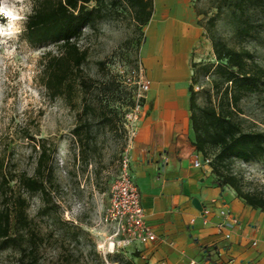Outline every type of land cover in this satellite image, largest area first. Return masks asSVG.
<instances>
[{"label": "rangeland", "instance_id": "1", "mask_svg": "<svg viewBox=\"0 0 264 264\" xmlns=\"http://www.w3.org/2000/svg\"><path fill=\"white\" fill-rule=\"evenodd\" d=\"M173 1L187 3L194 27L204 25L216 14L213 7L216 2L211 0ZM14 3V15L19 19L13 23L11 36H0V172L6 181L5 184L0 179V211L7 209L12 216L18 198L24 199L30 224L19 229L14 218L11 219L10 237L17 238L18 245L0 250V264H123L126 259L121 254H102L98 244L103 237L101 218L107 192L127 144V128L135 114L138 127L143 113L147 117L153 110L154 99L163 91L155 87V75L160 82L170 81L178 87L183 79H165L166 67L148 66L142 54L146 42L143 29L141 33L136 28L130 9L119 5L106 9L103 19L83 30L78 41L79 47L87 51L83 71L93 82L84 100L77 97L69 105L63 97L49 95L41 83L44 54L57 53V47H32L23 38L24 22L32 11L33 0ZM5 22L0 15V23ZM251 23L249 35L240 37L237 29L241 22L224 10L217 15L214 32L227 45L249 51L264 68V8L252 11ZM198 27L201 37L194 45L189 63L215 64L205 30ZM139 65L151 85L136 110L137 85L133 82L139 80L135 72ZM195 76L197 105L215 104L225 84L214 88L213 80L221 82L214 72H199ZM85 104L94 106L96 113L84 115ZM85 118L91 122L90 135L79 140L72 130ZM104 118L110 120L109 125ZM233 119L243 131L264 132V81L256 91L241 98ZM188 130L192 133L189 114ZM178 138L184 141L186 147L180 141L181 153L185 155L187 148L185 158L190 163L201 157L189 146L190 134L180 133ZM41 140H47L55 148L51 159L53 185H47V196L28 193L17 182L22 174H34L37 144ZM215 153L214 149L207 150L211 163L198 173L211 177L216 184L211 172ZM175 154L178 158L176 149ZM226 164L228 170H221L234 175L243 191L264 193V159L249 163L231 159ZM137 181L144 193L145 179L140 176Z\"/></svg>", "mask_w": 264, "mask_h": 264}, {"label": "crops", "instance_id": "2", "mask_svg": "<svg viewBox=\"0 0 264 264\" xmlns=\"http://www.w3.org/2000/svg\"><path fill=\"white\" fill-rule=\"evenodd\" d=\"M152 1V15L143 27L146 42L142 54L149 67H166L165 79L182 78L183 82L178 87L154 76L155 87L163 91L154 99L150 115L143 113L139 118L130 149L131 172L142 207L160 240L126 249L121 255L133 264H264V212L244 205L234 191L219 188L211 177L198 173L202 168H194L185 158L187 148L185 155L181 153L180 141L186 146L178 138L180 133L190 134L192 141L188 130L189 58L201 37L200 27L192 26L186 2ZM140 176L146 182L144 193L137 181ZM193 198L206 215L193 207ZM220 210L236 220L234 227L224 230L230 233L229 239L217 227L222 222ZM254 242L256 246H252Z\"/></svg>", "mask_w": 264, "mask_h": 264}, {"label": "trees", "instance_id": "3", "mask_svg": "<svg viewBox=\"0 0 264 264\" xmlns=\"http://www.w3.org/2000/svg\"><path fill=\"white\" fill-rule=\"evenodd\" d=\"M33 2L32 11L24 22L23 38L32 47L49 45L57 47V53L44 54L41 83L49 95L63 97L69 105H72L77 97L84 100L93 82L83 71L87 51L78 45L83 30L93 27L103 19L106 9L125 5L132 13V21L136 28L142 33L153 12L152 0H33ZM211 2H216L213 6L216 14L208 18L204 25L199 26L204 28L210 41L215 64H190L192 74L187 88L189 120L193 133L190 146L204 159L207 158V150L214 149L216 153L212 160L211 172L216 179V185L219 188L228 187L244 205L264 212V193L243 191L234 175L221 170V168L228 170L226 163L231 159L244 163L264 159V132L243 131L233 119L241 98L256 91L264 81V68L254 61L249 51L227 45L214 32L217 15L228 10L242 24L237 29V35L248 36L252 25L251 13L255 9L264 8V0H211ZM199 72L217 74L221 82L213 80L216 89L225 84L215 104L204 107L197 105L193 85L197 81L195 74ZM96 111L91 104H85L82 109L84 115H94ZM104 119L109 125L110 120ZM90 128L91 122L85 118L74 127L72 134L81 140L82 136L86 138L90 135ZM37 147L38 157L34 174L32 176L22 174L17 178V182L28 193H41L47 196V185H53L51 159L55 148L47 140L38 142ZM0 179H3L1 172ZM2 181L6 184L4 179ZM1 186L0 182V190ZM10 213L7 209L0 211V250L18 245L17 238L10 237L11 219L14 218V223L19 229L27 228L30 224L24 199L18 198L12 216ZM123 264L133 263L125 260Z\"/></svg>", "mask_w": 264, "mask_h": 264}, {"label": "built area", "instance_id": "4", "mask_svg": "<svg viewBox=\"0 0 264 264\" xmlns=\"http://www.w3.org/2000/svg\"><path fill=\"white\" fill-rule=\"evenodd\" d=\"M139 80L133 82L137 85V93L135 98V108L139 109V102L143 98V94L150 88V81L143 77L142 66L139 65L135 71ZM134 72V73H135ZM137 115L132 117L128 130L127 144L119 162V169L114 180L111 182L107 192V202L101 218L103 225L102 242L98 244V250L102 254H121L124 250L136 246H145L158 242L156 232L153 226L148 222L144 209L142 207L141 195L137 184L132 176L130 153L132 142L137 134V126L135 121ZM210 160L199 157L194 159L192 165L194 168L209 167ZM215 203V201H212ZM206 210L201 211V214ZM219 216L222 222L217 226L224 238L229 239L230 233L224 230L236 225V220L228 211L220 210ZM207 221L204 217L203 224ZM193 222V220H191ZM256 245V243H252ZM194 264V262H190Z\"/></svg>", "mask_w": 264, "mask_h": 264}, {"label": "clouds", "instance_id": "5", "mask_svg": "<svg viewBox=\"0 0 264 264\" xmlns=\"http://www.w3.org/2000/svg\"><path fill=\"white\" fill-rule=\"evenodd\" d=\"M14 0H0V15L5 17L6 22L0 23V36H11V28L15 20L19 17L14 15Z\"/></svg>", "mask_w": 264, "mask_h": 264}, {"label": "water", "instance_id": "6", "mask_svg": "<svg viewBox=\"0 0 264 264\" xmlns=\"http://www.w3.org/2000/svg\"><path fill=\"white\" fill-rule=\"evenodd\" d=\"M192 205L193 207L198 210L201 211L202 210V206L200 205L199 201L196 198L192 199Z\"/></svg>", "mask_w": 264, "mask_h": 264}, {"label": "bare ground", "instance_id": "7", "mask_svg": "<svg viewBox=\"0 0 264 264\" xmlns=\"http://www.w3.org/2000/svg\"><path fill=\"white\" fill-rule=\"evenodd\" d=\"M162 2H174L173 0H162Z\"/></svg>", "mask_w": 264, "mask_h": 264}]
</instances>
